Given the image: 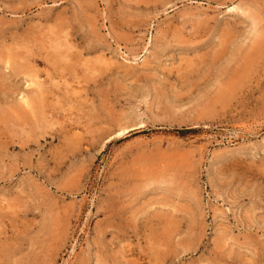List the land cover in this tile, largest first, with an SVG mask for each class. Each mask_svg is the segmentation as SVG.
Segmentation results:
<instances>
[{
  "label": "rangeland",
  "instance_id": "rangeland-1",
  "mask_svg": "<svg viewBox=\"0 0 264 264\" xmlns=\"http://www.w3.org/2000/svg\"><path fill=\"white\" fill-rule=\"evenodd\" d=\"M0 264H264V0H0Z\"/></svg>",
  "mask_w": 264,
  "mask_h": 264
},
{
  "label": "bare ground",
  "instance_id": "bare-ground-1",
  "mask_svg": "<svg viewBox=\"0 0 264 264\" xmlns=\"http://www.w3.org/2000/svg\"><path fill=\"white\" fill-rule=\"evenodd\" d=\"M100 56V55H99ZM99 66V65H98ZM91 67V66H90ZM96 68V67H95ZM98 69V68H97ZM97 69H95L96 71H97ZM94 71V70H93ZM96 73V72H95ZM91 74V73H90ZM89 82V81H88ZM31 85V84H30ZM40 98H41V96H40ZM29 99V98H28ZM27 100V99H26ZM31 101V100H30ZM31 103H32V101H31ZM5 109V108H4ZM11 117V116H10Z\"/></svg>",
  "mask_w": 264,
  "mask_h": 264
}]
</instances>
